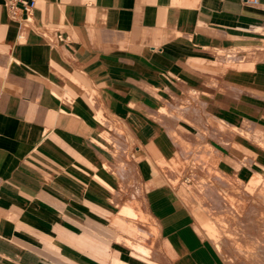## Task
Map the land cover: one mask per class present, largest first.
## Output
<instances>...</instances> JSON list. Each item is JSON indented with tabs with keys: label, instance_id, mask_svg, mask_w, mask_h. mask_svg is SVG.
Listing matches in <instances>:
<instances>
[{
	"label": "crops",
	"instance_id": "crops-1",
	"mask_svg": "<svg viewBox=\"0 0 264 264\" xmlns=\"http://www.w3.org/2000/svg\"><path fill=\"white\" fill-rule=\"evenodd\" d=\"M261 142L264 0H0V264H226L185 147Z\"/></svg>",
	"mask_w": 264,
	"mask_h": 264
},
{
	"label": "rangeland",
	"instance_id": "rangeland-1",
	"mask_svg": "<svg viewBox=\"0 0 264 264\" xmlns=\"http://www.w3.org/2000/svg\"><path fill=\"white\" fill-rule=\"evenodd\" d=\"M260 144L264 153V142ZM201 149L185 147L187 155L193 154L186 159V182L195 187L189 197L195 202L199 229L213 241L226 264H264V158L253 165L247 178H232L208 164L202 156L206 149Z\"/></svg>",
	"mask_w": 264,
	"mask_h": 264
},
{
	"label": "built area",
	"instance_id": "built-area-1",
	"mask_svg": "<svg viewBox=\"0 0 264 264\" xmlns=\"http://www.w3.org/2000/svg\"><path fill=\"white\" fill-rule=\"evenodd\" d=\"M257 3L258 0H250ZM10 15L15 19H21L23 14L29 15L36 6V0H6Z\"/></svg>",
	"mask_w": 264,
	"mask_h": 264
}]
</instances>
